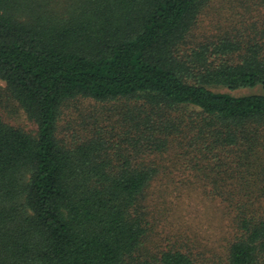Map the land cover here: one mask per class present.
Segmentation results:
<instances>
[{
  "label": "trees",
  "instance_id": "1",
  "mask_svg": "<svg viewBox=\"0 0 264 264\" xmlns=\"http://www.w3.org/2000/svg\"><path fill=\"white\" fill-rule=\"evenodd\" d=\"M213 1L0 0V264H264V95L213 90L264 91V18L185 48ZM78 99L113 107L60 140Z\"/></svg>",
  "mask_w": 264,
  "mask_h": 264
},
{
  "label": "rangeland",
  "instance_id": "2",
  "mask_svg": "<svg viewBox=\"0 0 264 264\" xmlns=\"http://www.w3.org/2000/svg\"><path fill=\"white\" fill-rule=\"evenodd\" d=\"M264 18V7H259L258 2L253 0H216L211 2L205 11L200 15L196 26L190 33L187 39L188 45L185 48H193L197 44H206L209 41L213 42L218 37H225L232 40V37L241 36L242 27L255 26L260 27ZM227 35V36H225ZM5 84L0 81V90L3 97H6L4 90ZM216 92H225L235 96H245L262 94L264 91L260 87L253 89H241L231 92L224 88L213 89ZM16 104L10 103L8 106ZM110 104H99L93 100L78 99L67 102L62 110V115L58 122L57 138L60 140L71 141L73 139L86 135L83 130L86 125L82 126L81 120L91 118L95 112L103 109H111ZM13 126L19 127L27 132L35 131V125L31 123L21 110H17L14 114H6L4 116ZM89 121V120H88ZM83 132V133H80ZM192 206L183 211L180 216V222H183L185 228L194 231L198 234V240L208 248H214L218 253H222L221 246L223 242L219 241L220 231L217 223L208 221V205L205 204L202 198H197L190 201ZM189 214V216H187ZM189 224V226L187 225Z\"/></svg>",
  "mask_w": 264,
  "mask_h": 264
}]
</instances>
